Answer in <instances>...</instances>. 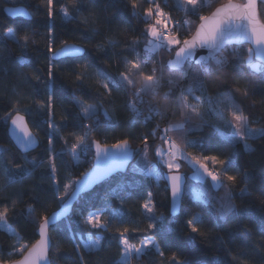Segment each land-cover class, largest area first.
<instances>
[{"label": "snow or ice", "instance_id": "snow-or-ice-1", "mask_svg": "<svg viewBox=\"0 0 264 264\" xmlns=\"http://www.w3.org/2000/svg\"><path fill=\"white\" fill-rule=\"evenodd\" d=\"M54 0H40V6L47 9V16L53 18ZM71 7L79 12L78 3L83 0H68ZM153 6L147 7L144 12L143 43L139 39H134L128 47L132 56L129 58L123 51L119 53L121 61L126 66V70L118 72L115 77L105 73V79L101 81L104 93L97 91L96 102L87 103L72 94L73 103L77 109L73 117V127L79 132L70 133L73 138L62 139V146L59 151L53 147V135L59 132L61 124L54 120V96L52 84L54 80L55 63L58 58L81 59L85 54L86 45L75 41L61 40L59 47H55V27L48 25V43L45 45L47 53V82H45V93L40 100L36 101L38 110H44L47 117V126L51 130L47 134L48 149L46 157L38 159L32 157L28 159L27 153L34 150L38 144L37 137L29 129L24 117L20 115L18 109L8 112L3 118L8 129V134L15 141L16 147L24 155L23 163H14L15 157L11 154V148L0 145V192L6 188L22 183L26 177L32 176L37 169H42V176L51 185L53 190V200L59 205L57 211L49 214L37 215L36 204H41L47 211L46 204L42 203V197L35 188L29 194L33 202L26 204V209H21L22 213L32 216L38 225L40 239L31 246L19 243V234L12 230V235L16 237V243L11 247L9 255L15 254L20 258L8 261V264H56L55 259H49V249L53 245V237L49 234L50 227H55L57 221L68 211L70 202L78 199L80 194L90 185L107 178L114 171L125 168V162L140 157L136 165H133V173H141L147 178L157 181H164V190L169 193L172 203L173 218L181 212V202L185 196L203 204H215L216 221L224 220L229 215H235L238 219H251L254 221L257 230L264 233V201L260 204H249L241 207L235 203L233 193L237 184L242 180L238 174H229L234 168L235 159L233 155H226L220 152L217 155L194 156L188 152L189 147H198L201 152L205 151L202 138L192 140L188 136L192 132L202 131L206 126L212 128L219 138L212 147H221L220 142L226 146L236 147L243 144L245 149L251 150L249 140L264 139V126L252 127L248 117L240 111L239 104L235 100V93L240 89H230L227 92H220L215 98L208 93V84L203 79L205 76H217L223 74L225 78L230 73L242 74L245 70H250L253 74L264 76V0H227L215 7L209 15L202 14V9L211 8L213 0H176L177 9L183 11L185 15L198 17L199 23L193 26L191 21H173L171 13L165 12L158 0H151ZM131 7L135 15H139L137 0H130ZM259 5V8H258ZM167 7V3L165 6ZM10 13L18 12L17 9H8ZM62 17L70 21L74 17L69 12L68 6L60 8ZM85 24L91 23L89 18H84ZM97 33V29H92ZM183 33V34H182ZM19 44L20 55L15 58V65L24 67L28 61L24 53L28 49L30 37L27 33L18 35L15 29L5 27L0 32V62L5 60L4 49L7 41ZM109 43L115 44L109 38ZM248 44L250 47L244 51L232 48L226 54V49L233 45ZM161 51L172 54L170 59H153L159 56ZM8 55H11L9 50ZM231 57V60H230ZM153 66L145 71V66L150 62ZM158 65L159 67H157ZM86 69L88 65H83ZM111 67V65H109ZM165 70L179 73L182 77H190V82L181 86L180 79H168L167 91H162L165 84ZM43 73L21 72L18 79L24 82L42 80ZM140 79H137V78ZM76 79L80 82L85 80L83 74L77 73ZM213 84L216 81H212ZM176 86V87H172ZM123 89L126 94L124 105L135 116H144L145 123L151 121L154 116L166 118L169 115L179 114V120H169L166 127H161L159 123L148 135H142L141 145L135 149L128 139H122L111 146L102 145L99 140L92 139V133L99 128L102 123L110 122L113 116L106 104H114L112 100L113 91ZM179 92L177 98L175 93ZM199 92L200 96L196 93ZM13 89V95H16ZM245 97L249 96L247 89L243 91ZM201 96L205 99L201 100ZM159 98V99H158ZM189 98L195 101L190 103ZM163 100L165 103H161ZM174 101V107L168 103ZM18 103V101H15ZM214 105V107H213ZM103 117V119H102ZM61 121L67 122L68 117L62 116ZM177 133L174 137L170 133ZM159 133V134H158ZM153 138V145H149L148 136ZM159 140L160 143H156ZM150 152H154L155 161L152 160ZM92 153L94 166L84 172L83 176L75 179L72 183H61L57 175V157L65 162L67 157L79 164L80 156ZM223 157V158H221ZM188 161L193 166L192 177H187L180 173L181 161ZM208 162L218 169H210ZM166 169V171H165ZM189 179L200 181L199 188H192L188 184ZM223 195H217L220 190ZM241 195H250L247 187H240ZM152 192H148L147 199L142 204L144 219L147 226L144 228L124 227L119 232L118 260L114 264H133L134 260H139L146 251L155 249L160 257L165 256L161 247L175 243L168 233L173 231L171 227H166L167 218L163 213H158ZM120 205L124 204L123 199H119ZM16 201H13L15 208ZM81 216V223L86 226L83 234L73 237V249L83 261V252H97L101 249L104 237L103 230L110 227L107 219L101 217L111 215L113 220H118L122 215L119 208H111L105 205L102 208L89 210L86 215ZM204 216L199 213L192 214L185 221L187 226V244L195 247L198 241L203 240L207 233L200 227L204 223ZM174 222H168L172 223ZM0 228L8 230L9 216L8 208L0 211ZM245 231L251 234L252 229L244 225ZM94 229L101 230L94 232ZM159 229L161 240H157L155 235H144L139 243H132L129 234L135 232L147 233L149 230ZM226 243V242H224ZM233 261H238V257L232 254L230 249L226 250ZM169 264H193V261L186 256H180L173 252L168 258ZM0 264H3L0 261ZM203 264V262H197Z\"/></svg>", "mask_w": 264, "mask_h": 264}, {"label": "trees", "instance_id": "trees-1", "mask_svg": "<svg viewBox=\"0 0 264 264\" xmlns=\"http://www.w3.org/2000/svg\"><path fill=\"white\" fill-rule=\"evenodd\" d=\"M165 12L171 13L173 21H183L186 18L182 11L177 9L175 0H158ZM139 15H135L131 7L130 0H83L78 3L79 12L75 11L68 0H54L53 18L47 16V9L40 5V0H0V32L5 27H11L16 30L18 35L27 33L30 37L29 46L24 53L27 65L20 67L15 65V58L20 55V47L18 43L7 41L4 49L5 60L0 62V145L11 148L12 155L15 157L14 163H23L24 155L20 154L13 146L9 136L8 129L3 118L8 112L18 109L20 115L25 117L30 130L39 140V147L34 152L27 154L28 159L36 157L44 159L46 150L48 149L47 134L51 130L47 126V117L44 110H38L36 101L40 100L45 93V82H47V53L45 45L48 43V25L55 27V47H59L61 40H68L70 43L75 41L82 45H86V52L81 59H65L54 61V80L52 84L54 96V120L61 124L59 132L53 135V147L59 151L62 146V139L66 138L72 142L73 138L70 133L79 132L78 128L73 127V117L77 109L73 103L72 94L84 100L87 103H95L97 91L107 93L101 85V81L105 79L104 74L109 73L113 77L118 72L126 70V66L121 61L119 53L123 51L129 58L132 56L131 49L128 47L131 41L139 39L143 43L145 37L143 30L144 10L153 6L151 0H137ZM167 3V7L165 6ZM218 4L209 9H204V15H209ZM9 6H23L31 15L30 21L21 19H10L4 14V9ZM68 6L69 12L73 15L70 21L62 17L60 8ZM89 18L92 22L85 24L84 18ZM188 20L194 22V26L199 23L198 18L193 15L187 16ZM264 19V14H262ZM97 29L94 34L92 29ZM183 34V33H182ZM109 38L114 42L113 47L109 43ZM233 47L226 49V54ZM239 51H244L247 46L234 47ZM11 50V55H8ZM160 56H154L155 59H170L172 54L161 51ZM231 60V57H230ZM83 65H88L85 69ZM111 65V67H109ZM153 66L150 61L145 66V71ZM159 67L158 65H156ZM21 72L24 73H43L42 80L37 83L35 81L24 82L18 77ZM83 74L85 80L80 82L76 79V74ZM217 76H205L203 79L208 84V93L212 97L218 96L220 92H227L230 89H240L235 93V100L239 104L240 111L248 117L252 127L264 126V76L253 74L250 70H245L242 74L230 73L225 76L218 74ZM180 79L181 86L190 82V77H182L180 74L165 70V84L162 91H167L169 85L168 79ZM137 79H140L139 77ZM216 81L215 84L212 81ZM176 87V86H172ZM13 89L16 95H13ZM247 89L249 96L245 97L243 91ZM179 97V92L175 93ZM200 96V93H196ZM126 94L123 89L113 91L112 100L114 104H106L109 108L113 120L102 123L99 128L93 131L92 139L99 140L102 145L111 146L118 143L122 139H128L132 147L135 149L141 145L142 135H148L152 129L159 123L161 127H166L169 120H179V114L166 118L154 116L153 119L145 123L144 116H135L128 108L125 107L124 101ZM159 99V98H158ZM205 98L201 96V100ZM15 101H18L16 103ZM190 103L195 104L189 98ZM161 103H165L160 100ZM174 107V101L168 102ZM214 107V105H213ZM62 116H67L68 121H61ZM103 119V117H102ZM159 134V133H158ZM177 133H174L175 137ZM189 139L196 140L202 138L205 145V151L201 152L198 147H189L188 152L194 156L201 155H217L223 152L226 155H233L235 159V167L231 168L229 174H238L242 180L237 184L233 193L235 203L241 207L249 204H260L264 201V139L249 140L251 150L245 149L243 144L236 147H229L220 142L221 147H212L218 141L215 131L206 126L202 131L192 132ZM149 145L154 148L153 138L148 136ZM156 143H160L159 140ZM153 161L156 157L154 152H150ZM223 158V157H221ZM67 162L57 157V175L61 183H72L73 180L83 176L84 172L92 167L93 155H81L79 164L70 157L65 158ZM134 164V163H133ZM210 169H218L219 166H213L208 162ZM42 169H37L32 176L26 177L22 183H18L6 188L0 192V211L8 208L10 230H15L20 237L19 243L31 246L37 241L36 231L38 225L32 216H28L21 212L26 209V204L33 202L29 194L35 188L42 197V203L46 204L47 211L36 204L39 216L41 214L51 215L57 211L59 205L53 200V190L51 185L42 182L46 178L42 176ZM180 173L187 177H192L193 169L185 161H181ZM6 183V181H0ZM188 184L192 188H199L200 182L189 179ZM247 187L250 195H241L240 187ZM148 192H152L153 200L156 204V211L163 213L167 218L166 227H171L173 231L169 232V237L175 243L161 247L165 252L164 257H160L155 249L146 251L139 260H134L133 264H169L168 258L173 252L180 256H186L193 261L203 262V264H264V233L257 230L255 223L251 219H238L235 215H229L224 220L216 221L215 210L216 205L203 204L185 196L182 200L181 212L177 218H172L169 214V193L164 190V181L159 184L152 178H147L141 173H133L129 170L124 175H117L107 182L96 187L92 192L84 195L74 206L71 215L51 229L50 236L53 237V245L51 247L50 259H55L56 264H81V259L73 249V237L83 234L87 229L82 224L81 216L77 213L86 215L89 210L102 208L105 205L111 208H119L122 215L118 220H113L111 215L101 217V220H108L110 227L103 230L102 235L104 241L102 247L97 252L89 253L85 249L83 252L84 264H114L118 260V236L117 229L124 227L144 228L147 221L144 219L142 204L147 199ZM217 195H223L221 189ZM119 199L124 200V204L120 205ZM13 201H16L13 208ZM199 213L204 216V223L200 225L201 229L207 233L202 242L198 241L195 247L187 244L186 232L187 226L185 221L192 214ZM172 223H168L173 221ZM244 225L252 229L251 234L245 231ZM94 232H100L94 229ZM144 235H155L157 240H161L159 229L149 230L147 233L135 232L129 234V240L132 243H139ZM226 242V243H224ZM16 243V237L0 228V261L8 264V261L19 259L18 255H9L12 245ZM230 249L232 254L236 255L238 261H233L227 253Z\"/></svg>", "mask_w": 264, "mask_h": 264}, {"label": "water", "instance_id": "water-1", "mask_svg": "<svg viewBox=\"0 0 264 264\" xmlns=\"http://www.w3.org/2000/svg\"><path fill=\"white\" fill-rule=\"evenodd\" d=\"M258 8H259V5H258ZM8 9H17V10H19L18 12H13V13H10L9 11H8ZM215 10V9H214ZM213 10V11H214ZM4 14L8 17V18H10V19H12V20H14V19H21V20H24V21H30L31 20V15H30V13L28 12V10L25 8V7H23V6H9V7H6L5 9H4ZM239 46H247V47H250L251 45H248V44H242V45H233V46H230V48L231 47H239ZM60 60H65L64 58H58L56 61H60ZM24 119H25V117H24ZM25 121H26V119H25ZM27 122V121H26ZM27 125H28V123H27ZM29 127V126H28ZM30 129V128H29ZM8 136H9V138H10V140H11V142H12V144H13V146L15 147V149L20 153V154H22L23 155V153H22V151L21 150H19L17 147H16V145H15V141L13 140V138L8 134ZM38 140V139H37ZM39 147V140H38V144H37V146H35V148H34V150H30L27 154H30V153H32V152H34L35 150H37V148ZM138 157L139 156H137L136 158H134V159H130V160H128V161H126L125 162V168H122V169H120L119 171H114L112 174H110V176L109 177H107V178H104V179H102V180H100V181H97L94 185H90L87 189H85L81 194H80V196H79V198L78 199H74L73 201H71L70 202V206H69V209H68V211L57 221V224H56V226L58 225V224H60L61 222H63L64 220H66L70 215H71V213H72V210H73V208H74V206L77 204V202L79 201V199L81 198V197H83L84 195H86V194H88V193H90V192H92L96 187H98V186H100L101 184H103V183H105V182H107L108 180H110V179H112L113 177H115V176H117V175H124V174H126L128 171H129V169H130V167H131V165L138 159ZM94 160H93V163H92V167L94 166ZM91 167V168H92ZM182 206V202H181V205H180V207ZM169 214H170V216L173 218V215H172V203H171V200H170V198H169ZM180 215V213H178L176 216H175V218H177L178 216ZM54 227H50V229H49V234H50V232H51V229H53ZM36 235H37V240H39L40 239V235H39V231H38V229H37V231H36ZM51 247L52 246H50V249H49V255H50V251H51ZM50 259V258H49Z\"/></svg>", "mask_w": 264, "mask_h": 264}, {"label": "rangeland", "instance_id": "rangeland-1", "mask_svg": "<svg viewBox=\"0 0 264 264\" xmlns=\"http://www.w3.org/2000/svg\"><path fill=\"white\" fill-rule=\"evenodd\" d=\"M175 2H176V0H175ZM218 2H220V3H227V0H213V5H212V6L218 4ZM176 4H177V3H176ZM204 9H209V8H204ZM204 9H202V14H204V12H203ZM182 13H183V16L188 20V18H187L188 15L186 16L185 13H184L183 11H182ZM196 18H198V17H196ZM192 24H193V26H194V22H192ZM163 52H164V51H163ZM160 53H161V52H160ZM159 56H160V54H159ZM160 57H161V56H160ZM174 133H175V132L170 133V135H173ZM139 159H140V157H138V159L134 162V164L131 165V167H130L129 170H132L133 165H136ZM182 161H185V160H182ZM185 162H186V164H188V165H189L190 167H192V169H193V166H192L191 164H189L188 161H185ZM165 171H166V169H165ZM193 180L196 181V182H200L199 180H195V179H193ZM6 231L12 235V230L8 229V230H6ZM147 251H148V250H147Z\"/></svg>", "mask_w": 264, "mask_h": 264}]
</instances>
